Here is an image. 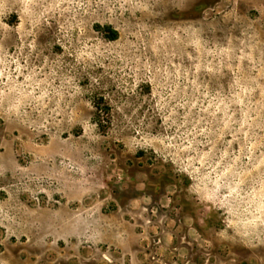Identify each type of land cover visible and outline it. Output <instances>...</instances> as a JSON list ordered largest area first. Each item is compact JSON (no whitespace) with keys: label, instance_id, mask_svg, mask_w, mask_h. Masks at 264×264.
I'll return each instance as SVG.
<instances>
[{"label":"rangeland","instance_id":"rangeland-1","mask_svg":"<svg viewBox=\"0 0 264 264\" xmlns=\"http://www.w3.org/2000/svg\"><path fill=\"white\" fill-rule=\"evenodd\" d=\"M0 264H264V0H0Z\"/></svg>","mask_w":264,"mask_h":264},{"label":"trees","instance_id":"trees-1","mask_svg":"<svg viewBox=\"0 0 264 264\" xmlns=\"http://www.w3.org/2000/svg\"><path fill=\"white\" fill-rule=\"evenodd\" d=\"M107 37L110 40H116L117 39V33L115 31H111Z\"/></svg>","mask_w":264,"mask_h":264}]
</instances>
